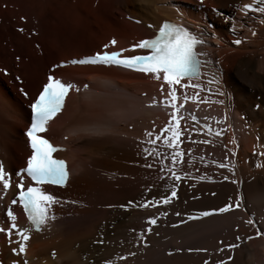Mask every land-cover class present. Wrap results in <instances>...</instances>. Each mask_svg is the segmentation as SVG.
I'll use <instances>...</instances> for the list:
<instances>
[{
  "label": "bare ground",
  "instance_id": "6f19581e",
  "mask_svg": "<svg viewBox=\"0 0 264 264\" xmlns=\"http://www.w3.org/2000/svg\"><path fill=\"white\" fill-rule=\"evenodd\" d=\"M10 1L0 3V163L11 174L6 193L0 185V227L10 226L4 211L18 190L16 170L30 156L24 136L30 102L49 74L73 85L61 111L42 133L60 146L53 156L67 161L70 176L61 187L43 186L57 203L49 211L55 219H49L40 231L23 219L20 207L11 206L17 226L27 229L30 238L25 253L16 256L11 249L19 248V238L13 232L9 243L6 233L0 232V264L13 260L18 264L24 260L28 264H104L106 260L112 264H203L205 260L209 264H264V236L255 237L257 228L264 231V14L243 11V5L253 0L52 1L54 14L74 33L108 31L107 41L115 38L117 44L107 51L130 49L133 43L152 36L162 20H179L205 39L199 76L173 86L176 104L185 103L177 114L184 115L179 123L184 162L178 174L188 175L180 182L169 181L167 170L159 171L160 161L145 159L143 151L150 147L145 132L158 134L171 118L169 88L163 77L156 79L115 65L71 64L83 55L105 51L103 45L93 51L96 46L87 52L54 55L59 44L52 40L43 42L50 49L39 62L42 79L34 67L35 73L29 68L23 46L17 47V59L26 65L14 84L16 80L5 70L9 68L4 63L9 42L4 39L2 23L23 22L18 10L26 2L18 0L14 18ZM113 11L139 22H119ZM237 39L242 41L239 45L233 43ZM138 53L144 51L129 50L123 55ZM73 74L80 79H71ZM156 147L164 154L171 151L162 141ZM165 163L170 166V161ZM221 163L227 167H219ZM24 184H29L25 178ZM172 186L177 187V198L170 205L119 207L129 201L139 205L153 197L159 199ZM237 196L241 198L239 208L187 220L188 215L235 204ZM161 212L168 214L161 216ZM149 217H158L157 224L145 233L147 246H136L138 234L149 227ZM250 219L255 223H246ZM249 236L254 238L248 240ZM229 244L239 247L230 251ZM130 252L135 255L119 259Z\"/></svg>",
  "mask_w": 264,
  "mask_h": 264
},
{
  "label": "snow or ice",
  "instance_id": "6c2138e0",
  "mask_svg": "<svg viewBox=\"0 0 264 264\" xmlns=\"http://www.w3.org/2000/svg\"><path fill=\"white\" fill-rule=\"evenodd\" d=\"M257 3L261 6H255ZM213 11H218L213 9ZM243 11L245 14L248 12L264 14V0H253L251 4H244ZM151 27V26H149ZM22 31V29L20 30ZM255 35V32H253ZM242 41L237 39L233 43L239 45ZM204 40L199 38L188 28L183 27L179 24L170 23L168 21L163 22L157 33L152 38L141 39L130 46V49L121 48L119 51H107L110 46L115 47L117 41L115 38L111 39L107 44L103 45L105 51L97 52L94 55L84 57L82 59H73L68 63L71 64H102L105 66L115 65L131 69L144 74H152L156 79L163 77L164 82L168 85L169 92L168 96L170 100L168 103L171 104L173 109L171 118L168 123L159 130L158 134L153 132H145V136L149 137L147 144L149 148H144L145 159L152 157L160 161L159 171L167 173L169 181L180 182L182 179L187 177V173L183 176L178 174L179 165L184 162V153L180 150L179 142L181 137V130L179 123L181 117L177 116V95L174 85H179L184 77H191L199 74V65L201 63L198 58L199 54L196 51L198 45H202ZM143 50L145 54L141 55H128L125 56L123 53L129 50ZM63 66V63L60 65ZM213 81H209L212 83ZM86 87V86H85ZM193 87H199L193 85ZM73 88L70 83H63L60 79L54 78L52 75L47 77V82L43 84L38 95L30 104L31 120L30 125L25 131V136L31 148V155L27 158L26 167L21 168L15 173L16 177L19 178V183L15 184V188L18 189L16 198L11 201L6 212L7 219L10 221L8 229L0 227V232H5L9 237V243H12L11 236L13 232L19 238V248H12V253L16 256H20L26 251V241L29 240V233L27 229L19 228L16 224V216L11 210V205H14L19 201L22 206L28 221L35 228L36 231H40L41 227L49 220L55 219L54 215H49V211L52 206L57 203L56 198L46 192L43 188L44 185H58L63 186L68 179V171L66 162L62 159H56L53 157L58 149L54 147L49 140L44 138L42 133L47 131L46 124L52 119L58 112L61 111L65 97L67 93ZM79 89H77L78 91ZM23 92V90H21ZM163 92V88H161ZM24 95H27L24 93ZM225 95V93H221ZM155 103V100L153 101ZM222 103V101H221ZM180 107H183L181 104ZM195 121V116L192 117ZM211 131V129H209ZM217 135L221 133L217 132ZM157 141H162L163 145L171 150L169 154H164L157 150ZM204 144L210 143L208 140L202 141ZM191 150H189V154ZM264 155V153H262ZM203 160V157H201ZM170 161V166L165 163ZM187 163L191 164L192 161L188 160ZM144 167L151 168V164H145ZM219 167H227L226 164L221 163ZM26 174L30 178L31 183L27 186L24 184V175ZM10 177L11 174L7 173L4 169L3 163H0V185H2L4 192L6 193L10 188ZM161 179H165L161 176ZM227 179V177H225ZM235 183V181H233ZM2 198V197H0ZM177 198V187L172 186L170 191L161 196V198L152 200H146L139 205L129 201L127 205H120L119 207L125 210L129 207H156L159 205H170L172 200ZM240 197H236L235 204H226L219 209H213L211 211H202L198 215H188L187 220H194L200 217H207L215 213H225L232 208L240 207ZM109 207H113L109 205ZM168 213L161 212V216H166ZM176 216L180 213L176 212ZM158 217H149L146 223L149 225L144 232H141L137 236L136 246H139L144 242L145 233L152 231L153 225L157 224ZM181 220L180 223H184ZM246 223L252 225L255 223L254 220L250 219ZM264 236V231L257 228L255 237ZM253 236L247 237L248 240L253 239ZM236 240L239 241L240 237L237 236ZM97 243H103V241H97ZM223 243V242H221ZM144 246H147L144 243ZM239 247V244L227 245L228 250H232ZM224 249H219L223 251ZM189 251H192L189 249ZM197 251H206V249H198ZM55 256V252L52 253ZM135 253H127L119 257L120 260H126L129 256H134ZM171 255V253H169ZM228 259H232L231 256ZM12 264H18V261L13 260ZM23 264H28L27 260L23 261ZM104 264H112L111 260L104 261ZM203 264H209L208 260H205ZM220 264H225L221 261Z\"/></svg>",
  "mask_w": 264,
  "mask_h": 264
},
{
  "label": "rangeland",
  "instance_id": "374dc122",
  "mask_svg": "<svg viewBox=\"0 0 264 264\" xmlns=\"http://www.w3.org/2000/svg\"><path fill=\"white\" fill-rule=\"evenodd\" d=\"M1 1L3 4L4 0H1ZM16 1L15 0L10 1L11 2L10 5L13 6V7L11 6L10 10L12 12L14 9V12L11 13L14 18L17 17V13L15 12V9L17 8H14V7H17V3L20 4L19 3L20 0L19 2L18 0ZM52 1L53 0H27V1L23 0L21 1V3L26 2L25 3L26 6L18 10L19 14L22 15L23 17V22L22 21L16 22V20H13L12 23L8 24L10 25L9 27L8 25H4L2 23L3 27L4 28L6 27L5 30L4 28L2 30L4 39L6 40L7 43L9 42L8 44L9 49L7 50V58L6 59L4 58L5 59L4 63L7 64L9 68L6 66L5 70L10 72L9 74L13 82L14 80H16L14 84L21 77L22 68L25 69V65H26L25 63L21 64L19 60L17 59L18 57L17 47L19 48V45H22L23 49L25 50L29 68L32 69V67H34L33 69H35V71L41 74L38 76V73L36 72V76L42 79L44 71L41 70V66L39 62L43 60V57H45L46 50L50 49L49 45H44L45 43L44 41L50 42L52 40H57L59 44V48L54 50V53H53L54 55H59V54H62L63 52H68L69 55L74 54L76 51L80 53L84 51L87 52L88 50H90L91 46L92 47L96 46L95 48L91 50L93 51L94 49L100 48L102 45H105L106 43H108L107 41V39L109 38L108 31H107L108 34L105 33L106 31L104 30H101L100 32L91 31V34H90V30L84 29L85 31L84 30H82L83 32L80 31L81 32L80 34V32L74 33V31L70 30L69 28H66L67 25L69 24H67L65 27L60 17H58L57 14H54L55 6ZM5 3L3 5H5ZM21 10H23L24 12L23 11L21 12ZM58 13H60V11H58ZM113 13L115 14L116 19L120 20L119 22L129 21L128 19H126V16L122 14V12L113 11ZM19 24H21L23 27ZM21 29L22 31H20ZM106 36L107 38H104ZM100 38L101 39L104 38L105 40L103 39L101 40ZM58 57L59 56H57L55 59H57ZM36 65H37V69H36ZM35 71L33 72L35 73ZM73 75L71 79H74L76 81L80 79L78 76L76 75L73 76ZM83 80L84 79H81L80 81H83ZM85 81H87V79ZM85 85L86 83H84L83 86ZM182 85L183 87H187V85H184V84ZM21 104L27 107V105H25L24 100H21ZM110 234H112V232H110Z\"/></svg>",
  "mask_w": 264,
  "mask_h": 264
}]
</instances>
